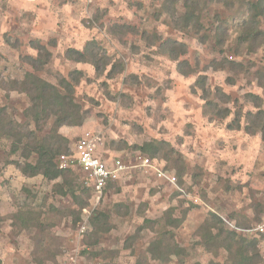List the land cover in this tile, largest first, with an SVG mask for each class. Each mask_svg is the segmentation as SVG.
I'll use <instances>...</instances> for the list:
<instances>
[{"label": "rangeland", "instance_id": "rangeland-1", "mask_svg": "<svg viewBox=\"0 0 264 264\" xmlns=\"http://www.w3.org/2000/svg\"><path fill=\"white\" fill-rule=\"evenodd\" d=\"M217 1L0 0V264H239L210 241L214 215L237 240L256 242L264 264V234L245 232L264 219V18L260 39L243 42L257 0ZM88 46V61L70 58ZM29 74L62 93L65 82L73 88L82 121L60 128L61 154L90 132L101 156L132 165L140 153L178 183L132 169L91 210L75 163L57 181L24 176L17 162L35 158L15 152L8 134L37 132L26 116ZM66 181L74 195L59 191ZM102 214L108 231L96 237L92 219Z\"/></svg>", "mask_w": 264, "mask_h": 264}, {"label": "trees", "instance_id": "trees-1", "mask_svg": "<svg viewBox=\"0 0 264 264\" xmlns=\"http://www.w3.org/2000/svg\"><path fill=\"white\" fill-rule=\"evenodd\" d=\"M224 0H218L215 3H221ZM250 5V11L252 14L246 18V20L241 25L242 35L241 39L243 42H247L251 40H259L263 35V31L260 29L261 19L264 18V0H257L256 2H252ZM196 11L187 12L185 15V27L190 26V21ZM179 48L183 51L186 50V46L179 45ZM43 49V48H42ZM89 50V46L84 49V51H78L71 49L69 50L70 58L75 61H88L87 51ZM46 52V51H45ZM183 53H186L183 52ZM174 59V58H172ZM30 62L34 65L37 61L30 59ZM93 63V62H92ZM234 65V64H233ZM96 69L99 70L100 67L95 65ZM180 70L183 68L180 65ZM24 84V91L30 95L31 100L33 102V106L29 109L26 114L27 117L31 118L32 123L37 128L36 131H31L27 128V131L21 132L16 131L14 136L8 134V137H15L16 140L14 144V151L21 152L22 157L25 160H29L32 157L35 158V163H24L21 164L17 162L16 166L22 171L24 176L33 178L36 176H42L48 181H57L60 179H64V176L70 177L72 174V168L68 169H60L57 159L59 155L67 148V140L60 133L59 130L61 127L65 125H79L82 121L81 117V109L80 106L75 102L73 96V88L69 83L65 82V93L56 90V88L35 77V75L28 76ZM209 110L206 106V113ZM252 114L248 115V118L251 117ZM55 117V120L52 119ZM218 117L222 118L220 115ZM240 120V119H239ZM52 123V128L48 131V135L42 136L40 132L44 131L45 127ZM29 126V125H28ZM230 128L232 129H240L241 124L240 121L236 122V126L230 124ZM16 129L13 123L11 122V127L9 132H12ZM246 131L250 134H254L255 130L250 126L246 127ZM73 153H71L72 155ZM66 155V154H61ZM155 157V156H153ZM112 184H109L108 188L111 187ZM67 189L64 184L59 187V191L63 194H68V191L71 194L76 192L71 188V184H67ZM107 188V190H108ZM106 190V191H107ZM83 194H89L88 197L92 196V190L89 186L81 191ZM91 194V196H90ZM77 199V196H74ZM89 201H82V205H87L88 202L91 203L92 199ZM81 205V206H82ZM153 224V222H151ZM207 228L209 229L210 241L215 243H220L221 246L229 253V254H237L239 260V264H258L260 255L257 250V243L251 242L246 243V240H237V236L235 233L228 232L224 228H222V221L217 216L214 215V220L211 222H207ZM92 225L96 231L94 234L96 237H100L101 234H104L108 231V215L102 214L100 216H95L92 219ZM217 230V234L213 235L212 230ZM172 240V238H171ZM171 240L168 243V246H172L175 249H179V246L176 243H172ZM165 242L164 239L158 241L157 244H163ZM176 249V250H177ZM175 255V252H172ZM162 259V258H160ZM200 264V263H196ZM216 264V263H210Z\"/></svg>", "mask_w": 264, "mask_h": 264}, {"label": "built area", "instance_id": "built-area-1", "mask_svg": "<svg viewBox=\"0 0 264 264\" xmlns=\"http://www.w3.org/2000/svg\"><path fill=\"white\" fill-rule=\"evenodd\" d=\"M103 145L99 135L87 132L77 142L75 152L73 150L72 155H61L57 160L60 169L72 168L73 165H71V162H73L85 174L87 185L92 190L91 210L99 207L109 184L116 183L132 169L153 170L159 179L166 180L172 185L178 183L175 175L169 173L161 165H157L156 160H152L140 153L136 155V163L132 165H129L119 157L108 158L101 156L100 150L103 148ZM73 156L74 158H72ZM84 213L86 216L81 226L82 233L86 231V225L89 223L91 211L84 209ZM245 232L248 234H264V219L259 225L248 228ZM72 264H77V262H73Z\"/></svg>", "mask_w": 264, "mask_h": 264}]
</instances>
